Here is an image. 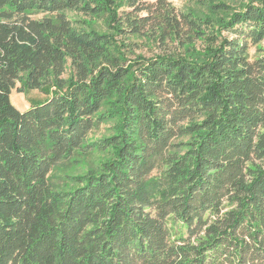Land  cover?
Masks as SVG:
<instances>
[{
	"label": "trees",
	"instance_id": "obj_1",
	"mask_svg": "<svg viewBox=\"0 0 264 264\" xmlns=\"http://www.w3.org/2000/svg\"><path fill=\"white\" fill-rule=\"evenodd\" d=\"M201 7L0 0V264H264V0Z\"/></svg>",
	"mask_w": 264,
	"mask_h": 264
},
{
	"label": "rangeland",
	"instance_id": "obj_2",
	"mask_svg": "<svg viewBox=\"0 0 264 264\" xmlns=\"http://www.w3.org/2000/svg\"><path fill=\"white\" fill-rule=\"evenodd\" d=\"M148 2H154L155 0H144ZM179 11H182L184 13L188 12L189 10L196 9L200 10L201 7V1L202 0H169ZM230 1V0H228ZM43 15H37L35 17H42ZM75 19H78L76 17V14H71ZM93 23H95L96 27H100L103 30L105 27H103L101 20H93ZM82 25V24H81ZM138 46L134 49V53L131 54L132 57H135L138 54H142L146 57H150L152 55L163 53V52H169L171 50H174L175 47H177L176 42L169 41L167 44H162L158 41H147L143 39L138 40ZM207 44L198 40L196 42L197 49H204ZM260 46V47H259ZM259 46L252 45L249 49L250 57L251 59H255L256 57H260L264 55V41L261 42ZM171 49V50H170ZM67 77V75H66ZM20 87V84H17L16 88L13 89L11 94V101L14 104L16 108H18L20 111H25L29 109L33 104L37 102L44 101L48 96L41 92L40 90H33L29 91L27 93H21L17 89ZM111 132V124H101L99 127L95 128L91 134L90 138L96 139V138H102L104 136L109 135ZM93 154H85L84 156H81L84 163L86 162H93ZM101 158L103 156H100ZM90 165V163H88ZM69 164L68 168L63 167L61 172L54 173V176L52 177V183L56 187H61L67 182V177L65 175H77L79 173H84L86 169H84L83 166H71ZM86 168V167H85Z\"/></svg>",
	"mask_w": 264,
	"mask_h": 264
}]
</instances>
